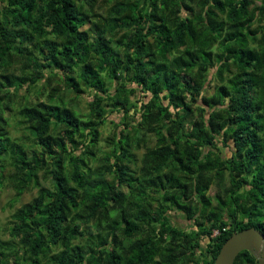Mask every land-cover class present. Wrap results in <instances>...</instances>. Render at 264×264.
<instances>
[{"label":"trees","instance_id":"1","mask_svg":"<svg viewBox=\"0 0 264 264\" xmlns=\"http://www.w3.org/2000/svg\"><path fill=\"white\" fill-rule=\"evenodd\" d=\"M110 1L0 0V188L38 190L0 264H214L264 233V0Z\"/></svg>","mask_w":264,"mask_h":264},{"label":"rangeland","instance_id":"2","mask_svg":"<svg viewBox=\"0 0 264 264\" xmlns=\"http://www.w3.org/2000/svg\"><path fill=\"white\" fill-rule=\"evenodd\" d=\"M257 4H259L257 2ZM113 6V3L110 0H98L97 6H96V12L100 15H106L110 8ZM53 86H57L61 89V91H64L66 88V84L62 83L61 81L57 80L53 83ZM210 93H213V90L210 91ZM91 94L89 92H86L85 94H82L81 97H78L76 94H70L68 95V101L69 104L77 111L79 114L84 115L86 112H88V107L86 105V100L89 98ZM121 117L118 116L116 113L109 114L108 119L109 120H115L119 122V119ZM107 125L105 129H103V136L107 138L108 134H110V128ZM102 148V147H101ZM105 149H108L107 145L104 146ZM98 157L101 156L100 153H97ZM225 181L224 183H227L228 179V172L225 174ZM40 181L44 183L45 186L48 185V181H45L43 173H40ZM37 189H34L31 192L25 193L17 202H13V199L15 197V193L12 190V188L9 185H4L2 188H0V233L2 235L3 240L9 239L8 235V227L11 226L12 222V216L13 214L22 206L32 202V200L37 195ZM218 187L214 186L209 191V196H214L217 194ZM215 204V201H214ZM177 223H179L182 227L186 226L190 228L192 227L189 222L186 223L185 220L176 218L175 219Z\"/></svg>","mask_w":264,"mask_h":264},{"label":"water","instance_id":"3","mask_svg":"<svg viewBox=\"0 0 264 264\" xmlns=\"http://www.w3.org/2000/svg\"><path fill=\"white\" fill-rule=\"evenodd\" d=\"M243 251L250 252L259 264H264V233L254 227L235 232L221 248L214 264H235Z\"/></svg>","mask_w":264,"mask_h":264},{"label":"built area","instance_id":"4","mask_svg":"<svg viewBox=\"0 0 264 264\" xmlns=\"http://www.w3.org/2000/svg\"><path fill=\"white\" fill-rule=\"evenodd\" d=\"M216 234L218 233V232H215Z\"/></svg>","mask_w":264,"mask_h":264}]
</instances>
